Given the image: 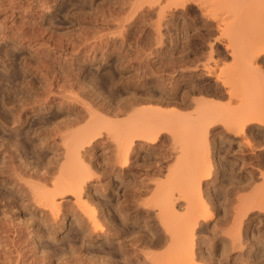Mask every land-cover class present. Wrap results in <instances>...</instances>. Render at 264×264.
Listing matches in <instances>:
<instances>
[{"label":"rangeland","instance_id":"374dc122","mask_svg":"<svg viewBox=\"0 0 264 264\" xmlns=\"http://www.w3.org/2000/svg\"><path fill=\"white\" fill-rule=\"evenodd\" d=\"M152 1L0 0V264H69L70 262V264H80L84 263L85 259L90 263L93 261L91 264L96 262L99 264L103 261L101 258L106 254L99 252L98 244L99 242L105 243L106 239L100 236H95L92 242H85L82 246L79 237L74 236L75 232L70 231L74 246L71 250L68 247L67 251H63V246L60 244L49 240V227L45 226L40 215L29 211V206H31L29 202L31 201H26L30 198L28 197L30 195L29 190L22 187L27 186L26 182L28 181L36 182L39 171L50 175L49 171L58 170L59 165L57 163L60 162L58 159L62 160L61 156H63L64 150L61 140L64 139V135L66 136L69 130L72 133L75 128H80V126L85 125V122L87 123L86 115L90 111L92 112L91 108L98 117L102 114L101 117L106 118L102 119L115 121L124 120L128 117L124 114L127 112L126 110V112H122L126 104L130 114V107H138L137 102L139 105L143 104L140 107H149L150 105V107L158 108L163 105L164 110H170L173 107L174 110L178 112L181 110L182 113L185 110V113L191 111L190 108L194 104L192 103L193 100L188 99H194V96L195 98L203 97V99L210 96L215 99L213 100L215 102L216 99L220 100L217 103L223 100L226 102L224 94L222 97L210 94L212 85H214L213 76L201 69V64L206 61L211 64L214 61V63L220 62L223 64L222 66L230 64L232 58L226 53L232 46L227 47L226 50L224 46L226 47L227 44L222 43L226 31L223 33L224 35H218L220 29L214 27V20L209 17H206V20L205 16H203V20L194 3L188 4L185 10L184 8H173L172 10L171 7L164 15V13H159L158 2ZM216 38H219V41ZM206 56H210L208 58L210 61L206 59ZM171 66L173 67L171 68ZM191 67L192 69H190ZM191 83L203 88V91H196L192 94L191 85H189ZM263 90L264 86L262 87ZM188 92L190 93L188 94ZM211 98L208 100H212ZM88 107L89 110H86ZM116 109L122 113H115L117 112ZM87 112L88 114H86ZM221 124L216 122L210 127L215 130V141H210L209 144L212 149L210 157L215 158L217 164V172L213 174L215 179L211 177L215 183L208 184L210 188L207 192H205L204 186L201 187L202 192L205 193L202 196L204 198L206 196V200L204 198L203 200L208 203V206L211 205L210 208L212 212L214 211L212 214L215 221L211 220V224H209L212 230L206 227L204 229L206 231L203 230L202 234H198V228L196 229L195 240L197 242L194 241L193 251L196 256L199 254V262L202 260L204 264H264V256H262L264 255V247H262L264 245V209L262 210V208L264 207L259 205L257 208L260 202H252L253 198L258 197V195L263 196L262 200H264V126L256 127L250 132L247 129L246 134H244L247 140L242 139L241 147L237 142L218 137L224 131ZM162 126L165 129L159 131L154 144L149 145V142L145 143L142 139H136L134 145H142H137V148L133 149L130 166L125 172L118 170L117 163V169L113 165V157H110L112 152L110 151L109 154L108 147H106L108 144L105 143L104 139L101 140V142L104 140V144L99 142L93 148L92 158L90 156L85 158L86 162L89 158V163L94 162L92 163L94 166L91 165V169L95 168V170L92 169V173L95 174L97 168V174H93L97 177L92 176L94 180L91 179L88 186L93 188L92 191L96 192L97 195L104 193L105 190V196H111L110 199L113 202L111 206H114L113 208L110 207L109 212L112 215H110L111 225L114 226L115 223V226L118 224L117 226L120 228L114 227V229H119V233H117L118 230L117 232L115 230L117 233L115 235L118 236L117 240H120L118 243L122 246L116 248L117 251L114 249L115 251L113 250L112 254L107 255V257L105 256L104 261H107H103L104 263L101 262V264H136L137 262V264L140 262L143 264L145 256L147 257L151 254L150 251L156 249L155 246L154 249L152 247L150 250L151 247L146 246L147 240L143 237L144 234H147L148 228L156 226L152 220L154 219L151 214L153 209H150L154 207L148 206L152 202L151 198L156 194L153 193L155 191L154 184L157 185L158 181L163 182L166 173L168 171L171 173L174 167L180 166L182 168L190 163L186 156L184 161L180 158L181 162H179V153H175L179 150L177 148L179 143L175 146L177 139L176 141L173 140L175 136L171 138L170 129L167 132L170 125ZM170 128L173 129L174 127ZM181 131L178 129L173 133L172 130V133L178 135ZM138 141L140 143H137ZM103 152H106V155ZM104 158H108V160ZM176 162L179 163L176 164ZM103 164L106 170L102 168ZM170 168L171 170H169ZM21 176L22 178L24 176L25 179H22ZM18 177H20V181ZM24 180L26 181L24 182ZM166 181L167 179L164 180V182ZM245 189L249 190L245 191ZM254 193L255 195L251 198ZM237 194L239 196L248 194L246 199L252 202L251 206L249 202L239 204L236 200ZM64 200L66 202L64 203L65 209L74 206L75 201L72 195L66 196ZM120 200L121 202H119ZM115 201H118L122 206L124 211L122 215L118 211L115 212ZM231 205L232 210H230ZM239 206L241 207L240 210L243 209L248 212L241 211L240 216H243V219L240 217L242 219V221L240 219V229H234L232 228L234 223H232L233 217L231 216L234 215L233 210L237 207L240 208ZM96 208L98 209L97 206ZM231 218L232 221L229 222ZM143 220L146 222L144 223ZM86 225L88 224L86 223ZM120 225L122 229L124 228L123 230ZM86 227L90 228L89 226ZM226 228H232L234 234L239 232L240 240L243 241L240 246L241 249L232 247L229 242L232 235L231 230H226ZM63 231L61 230L62 233ZM141 232L142 234H140ZM227 234L231 235L228 236ZM198 235H201L200 238ZM242 237L243 239H241ZM145 249H148L150 254H145L148 252ZM143 251H146L145 255L142 253ZM60 252H62V257ZM159 252L157 249V253ZM45 253L47 254L45 255ZM98 253L103 256L100 257ZM200 253H202L201 256ZM87 254L98 255L101 260L95 255L94 258ZM40 257L42 261H40ZM109 258H112L113 263L108 260ZM60 259L64 261L62 262ZM65 261L66 263H64Z\"/></svg>","mask_w":264,"mask_h":264},{"label":"bare ground","instance_id":"6f19581e","mask_svg":"<svg viewBox=\"0 0 264 264\" xmlns=\"http://www.w3.org/2000/svg\"><path fill=\"white\" fill-rule=\"evenodd\" d=\"M156 2H158V4H159V6H158L159 13H162V14L164 13V15H166L165 12L167 10H169V8L171 9V7H172V10H173V8L174 9H178V8L183 9L184 8V10H185V7H187L188 4L194 3L198 9L199 14L202 15L201 16L202 18H203V16H205L206 20H207L206 17H209L212 20H214V22H215L214 27H218V29H220L218 31L220 34L218 33V35H221V34L224 35L225 34V37L223 38L224 42H222V43H224V45L227 44V46L226 47L224 46V48H226V50H227V47L232 46L229 50H227L228 53H226L232 58L231 62L229 59L230 64L227 63L229 65L222 66L223 64H221L220 62L214 63L215 62L214 60H213L214 62H212V64L210 62L206 61L205 63L201 64V67H202L201 69L205 70L208 74H211L213 76V81H214L213 84L214 85H212L213 86L211 88L212 93L210 92V94H214L216 96L219 95L221 97H222V94H224L227 98V99L225 98L226 102L222 99L223 101L217 103V101H220V100L216 99V102H215V101H213L215 99H212L210 96L207 97V99L206 98L203 99V97L202 98H200V97L195 98V96H194L193 97L194 99H188L191 101L193 100L192 103L194 104L195 107L192 106L194 108L191 107L190 109H191V111H192V109H194V111H192V112L190 111L191 113L190 112L185 113L186 112V110H185V112L183 111L185 113V115H184V113L180 112L181 110H179L178 108H175V109L179 110V112L174 110V108L171 105L170 106L172 108H170V110H164L162 108L163 105L161 107H158V108L157 107H150V105H149V107L146 105H145L146 107H144V106L140 107L143 104L139 105L137 102L138 107H136V108H135V106L130 107L131 105L129 104V107L131 109L130 114L127 110V109H129L127 107V104H126L127 108L125 107V109H123L122 112H126V111L128 112V113L127 112L124 113V114H126V116H128V117H126L127 119L124 118V120L121 119V120H115V121H112L111 119H109V121L104 120L106 118L101 117L102 114H101V116L99 115V117H98L97 114L93 113V109L91 108L92 112L90 111L89 114H88V112L86 113L88 115H86L87 123L85 122L84 123L85 125H82V127L80 126V128H77V129L75 128L74 131H72V129H71L72 133L69 130V132H67L68 134H66V136L65 135H64V137L62 136L64 139L61 137L63 139V140H61V141H63L61 143L63 145L64 150L62 152L63 156L60 155L62 157V160L58 159L60 161L57 163L59 166L56 165V166H58V170L57 169L56 170L51 169L52 172L49 171L50 173L47 171L50 175H47V173H45V172L43 173L41 171H39V172H41L40 174H38L39 172L38 173L36 172L37 176H38L37 181L36 180H35L36 182L28 181V182H26L27 186H22V187H25L24 189L29 190L30 195L28 194L29 195L28 197H30V198L26 200L27 202H29L28 200L31 201V202H29L31 205V206H29L30 207L29 211H31V213H35V214L40 215L45 226L49 227V235H50L49 240L51 239L52 242H55L56 244H60L61 246H63L62 247L63 251H67L68 247L70 248L69 250H71V248H73V246H74V243L72 242L73 236L70 237V231L75 232L74 236L79 237L81 245L85 242H87V243L92 242L95 236L96 237L100 236V237L106 239L105 243H100V242H99V244L97 243L99 252H101L102 254H106L103 256V255H99V253H98V255L100 257L103 256L101 259L104 261L105 256L107 257V255L112 254V251L114 249L116 250V248L118 249L120 246H122V245H120V243H118V241H120V240H117L118 236L116 237V235H115V234L119 233L120 228H119V226H117L118 224H116V226L119 229H117V228L114 229V227H116L114 222H112V223H114L113 224L114 226L111 225V218H110L111 214H109L110 207H112L111 205L113 203L112 200L110 199L111 196H109V195L105 196V194H106L105 190H104V193L97 195L96 192L92 191L93 188L91 189L90 186H88L89 183L91 182V179H93L92 176L97 174V168H96V173L95 174L92 173V169L95 170V168L91 169V165L94 162L92 161L89 163L90 158H89L88 162H86L85 158L86 157L88 158V156H90V157L93 156V148L96 146L97 143L99 144V142H101V140L104 139L105 143L108 144V146H106V147H108L109 154H110V151L112 152V154H111L112 156H110V155L109 156L113 157V165H115V168H116V166H117L116 163H117L118 164V166H117L118 170L120 172L121 171L125 172L127 170V168L130 166V158L133 155L132 154L133 149H135V147L137 148V145H139L137 143H140L138 141L136 143L137 145H134L136 139L137 140L142 139V141H145V143L149 142V145L154 144L155 138L157 137V134L159 133V131H162L163 129H165V127L163 128L162 125H164V126L170 125L169 128H167V132H168V129H170L171 130V133H170L171 138L175 136V138L173 140L176 141V139H177L176 144H174L175 146L178 145L177 143H179V145L177 147V148H179V150L177 148H175L178 150V152H175V153H179L178 155L180 157L178 158L176 154H175V156L178 158L179 162H181L182 159L184 161L185 160L184 157L186 156V158L188 157L187 161H190V163L187 162L189 164L187 166L185 165V167H182V168H180V166L178 168L174 167V170L171 171V173H170V171H168V173H170V174L166 173L167 174L165 176L166 178L165 177L163 178L164 180L167 179L166 182H164V180H163V182L161 181L162 183L160 181H158V183L160 182L159 184L158 183H157V185L154 184L155 191H153V193H156V194H154V197L151 198L152 202L148 206L154 207V208H150V209H153L151 211V214L153 215V218L155 220L154 219H152V220L154 221V223H156V226L150 227V228H148V226H146L148 228V231H147V234H144L143 237H145V239L147 240L145 242V243H147V245L146 244L145 245L148 246L149 248L151 247L150 250H152V247L154 249L155 246H156V249H155V251L154 250L150 251L151 254H153L152 253L153 251L155 252L153 255L150 254L148 249L147 250L145 249L148 252H146V251H145L146 253L144 251L142 252L143 254L144 253L150 254V255H147V257L145 256V259L143 260L144 261L143 264H204V263H202V260H201V262H199V254L197 256L195 255V252L193 251V244H194V241H196L195 240V237H196L195 235H197V234H195L196 229L198 228V230H197L198 234L199 233L202 234V231L206 227L210 228L209 224H211L210 223L211 220H214L213 214H212L214 211L212 212V209L210 208L211 205L208 206V203H206L203 200L204 196H202V194L204 195L205 193H203L202 189H201V187L204 186L205 190H206L205 192H207V190H209L210 187H208V186L212 185L213 182L215 183V180H214L215 175L213 176V174H215L217 172L216 171V169H217L216 160H215V158L212 159L213 157H210V153H211L212 149H211V146L209 144L212 141H215V132H214L215 130H213V128H210V127L213 126V123H216V122H219V124L222 123L221 125L223 126L224 131L223 132L220 131L222 134L218 135V137L222 138V139L226 138L229 141L237 142L239 144L241 142V144H242V139L245 138L244 134H246L245 131L247 129L250 132L254 128L256 129V127H260V126L263 127L264 126V90L262 91V87L264 86V0H158V1L156 0ZM188 13H190V12H188ZM203 20H204V18H203ZM159 22H160V20H159ZM199 22H200V20H199ZM195 23L197 24V22H195ZM211 25H212V23H211ZM195 28H196V26H195ZM222 30H223V32H222ZM225 41H226V43H225ZM209 57L210 56H208L206 59H208ZM211 58H212V55H211ZM189 59H191V58H189ZM203 60H205V59H203ZM198 61L200 62V60H198ZM178 63H179V61H178ZM184 66L185 65H183V67ZM172 67L173 66H171V68ZM186 69H188V68L186 67ZM190 69H192V67ZM203 73H204V71H203ZM211 75H209V76H211ZM189 85H191L190 87L192 89L191 90L192 94H193V92H196V91L197 92L203 91V88L198 87L197 85H194L193 83H191ZM169 93H170V91H169ZM189 93L190 92H188V94ZM206 94H209V93H206ZM196 95H198V94H196ZM200 95H201V93H200ZM103 96H105V95H103ZM164 98H166V97H164ZM210 98L212 100H208ZM219 99H221V98L219 97ZM135 101H137V100H135ZM122 102H124V101H122ZM164 102H166V101H164ZM131 103H132V100H131ZM133 103H134V101H133ZM121 104L124 105L125 102H124V104L123 103H121ZM161 104H163V103H161ZM172 104H173V102H172ZM185 104H187V103H185ZM117 105H120V104H117ZM115 108H116V106H115ZM132 108H133V110H132ZM179 108H180V106H179ZM117 109H116V111H117ZM86 110H89V107ZM119 110H120V108H119ZM118 111L115 113H119ZM187 111H189V110H187ZM95 112H97V111H95ZM122 112L120 111V113H122ZM124 114H122V115H124ZM181 114H182V116H181ZM102 118H104V119H102ZM15 120H18V119H15ZM13 123H15V122H13ZM176 124L180 127H178ZM223 124H225V125H223ZM171 125H174V126H171ZM11 127H13V126H11ZM75 127H76V125H75ZM170 127H172V128L174 127V128L171 129ZM177 128L179 129V131L182 130L180 132L181 134L179 132H176V133H179L178 134L179 138H177L178 135L173 134L175 132V130H178ZM172 130H173V133H172ZM250 136H252V135H250ZM246 140H247V137L245 138V141ZM103 141L101 142L102 144H104ZM243 143H246V142L243 141ZM241 144H240V146H241ZM140 145H142V144H140ZM152 146H154V145H152ZM101 150H105V149H101ZM216 150H218V149H216ZM105 153L106 152H103V154H105ZM192 155H193V157H191ZM11 156H13V155H11ZM94 156H95V154H94ZM108 158L107 159L104 158V159L108 160ZM180 158H181V160H180ZM189 158H192L191 159L192 161ZM21 159H23V158H21ZM100 159H102V158H100ZM174 160H175V158H174ZM97 162H98V160H97ZM178 163L176 162V164H178ZM92 166H94V165H92ZM108 167L110 168L109 165H108ZM55 168H57V167H55ZM102 168H104V164H103ZM104 169L106 170V167ZM111 169H112V167H111ZM116 169H115V172H116ZM105 170H103V171H105ZM112 170H111V172H112ZM169 170H171V168ZM93 172H95V171H93ZM98 173H99V171H98ZM17 174H18V172H17ZM96 177L94 176V178H96ZM211 177H214V179H211ZM18 178H19L18 180L20 181L21 180L20 177H18ZM21 178H22V176H21ZM23 178H24V176H23ZM25 181L26 180H24V182ZM22 182H23V180H22ZM9 185H11V184L9 183ZM226 186H227V184H226ZM13 187H15V186H13ZM13 187H12V189H14ZM261 188H263V187L261 186ZM15 189H16V187H15ZM120 189H121V187H120ZM126 189H128V188L126 187ZM254 189H252V190H254ZM22 190H23V188H22ZM247 190H249V189H247ZM247 190L245 189V191H247ZM263 190H264V188H263ZM250 191H251V189H250ZM6 192H7V190H6ZM237 193H238V191H237ZM240 193H241V191H240ZM239 194H237V195L239 196ZM68 195H72L75 202L73 203V205H74L73 207H71L70 209H65L66 206L64 207V203H66V202H64L65 201L64 199ZM110 195H112V194L110 193ZM155 195H157V196H155ZM254 195H255V193L252 195L251 198H253ZM238 196H236V200L239 204L249 202L250 206H251V203L254 201V203L260 202L259 204L257 203L258 206L256 204L257 208L259 207V205H260V207H262V206L264 207V203H263L264 200H262L263 196L258 195V197H256V198L254 197L252 202L247 201L246 197H248V194L246 196H239V197ZM205 198H206V196H205ZM251 198L249 197L250 200H251ZM112 199H113V197H112ZM122 200H123V198H122ZM136 201H135V203H136ZM117 202L115 203L116 211L115 210L114 211L115 212L118 211L122 215V213L124 211H123L122 206H120V203H119V202H121V200L118 203ZM227 204H229V203H227ZM244 205H246V204H244ZM96 206L98 207V209L96 208ZM248 206H249V204H248ZM128 207H129V205H128ZM228 207H229V205H228ZM132 208H133V206H132ZM144 208L146 209V207H144ZM230 208H231L230 210H232V205ZM250 208H249V210H250ZM253 208H256V207L253 206ZM240 209H241V207L240 208L237 207L235 210H233L234 215L231 216V217H233L232 223H234L233 224L234 226L232 227L230 224L229 225L234 229H240V223H241L240 219L243 217V216L242 217L240 216V214H242L241 211H247V210H243V209L240 210ZM263 209L264 208H262V210ZM258 210H260V209H258ZM115 212H113V213H115ZM98 214H100V215H98ZM116 214L120 215L118 213H116ZM220 216H222V215H220ZM119 217H121V216H119ZM146 217H147V215H146ZM146 217H145V219H146ZM26 218H27V216H26ZM123 218H125V217H123ZM39 219H40V217H39ZM242 219H241V221H242ZM217 220H216V223L218 222ZM226 220H228V219H226ZM230 221H232V218H231V220H229V222ZM120 222H121V220H120ZM143 222L145 223L146 221L143 220ZM86 223L88 225H86ZM149 223H151V222H149ZM151 224H149V225H151ZM213 224H212V226H213ZM85 225L89 226L90 228L86 227ZM214 225H217V224H214ZM221 225H223V224H221ZM120 227H121V225H120ZM224 228H225V226H224ZM232 228H230V229L226 228V230L227 229L231 230V234H232V235L230 234L231 235L230 241L229 240L228 241L230 242V244L232 245L233 248L238 247L239 249H241L240 246H241L243 241L241 242V240H240L239 232H237L236 234L232 233L233 232ZM121 229H122V227H121ZM210 229H208V230H210ZM241 229L243 230V228H241ZM61 230H64L63 233L61 232ZM115 230H116V232L118 230V232L116 233ZM204 231H206V230H204ZM42 232H45V231H42ZM59 232H61V233L59 234ZM228 233H230V232H228ZM131 234L134 235V233H131ZM140 234H142V232ZM230 235H228V236H230ZM24 236L26 237V235H24ZM199 236H201V235H198V237ZM241 239H243V237ZM143 241H144V239H143ZM121 243H122V241H121ZM125 244H126V242H125ZM143 244H142V246H143ZM31 245H33V244L31 243ZM81 245H79V246H81ZM163 245H165V246L163 247ZM136 247H138V246H136ZM159 247H162V248H159ZM262 247H264V245ZM157 249H158V252L160 249H161V251L159 253H157ZM74 250L76 251V249H74ZM82 250H83V247H82ZM123 250H124V248H123ZM142 250H144V249H142ZM230 250H231V248H230ZM72 251H70L71 254H72ZM196 251H197V249H196ZM57 253L59 254V252H57ZM90 253L92 254V252H90ZM35 254H36V252H35ZM46 254L47 253H45V255ZM91 254H87V255L90 256ZM143 254H142V256L144 257L145 254L144 255ZM201 254L202 253H200V256H201ZM60 255H61V257L63 256L62 252H60ZM94 255H91V256L94 257ZM98 255H95V256L98 257ZM42 256L43 255H41V257ZM65 256L66 255H64V257ZM89 256H87V257H89ZM137 256H138V254H137ZM262 256H264V255H262ZM112 257H114V256H112ZM42 258L40 261H42ZM72 259H74V258H72ZM111 259L109 258L108 260L110 261ZM60 260H59V262H60ZM67 260H69V259H67ZM103 261H101V262L104 263L107 260L104 262ZM85 262H84L85 264H91L93 261L90 263V261L88 262L85 259ZM101 262L99 264H101ZM111 262H112V260H111ZM64 263H66V261ZM84 263H80V264H84ZM96 263H98V262H96ZM96 263H94V264H96ZM36 264H38V263H36Z\"/></svg>","mask_w":264,"mask_h":264}]
</instances>
